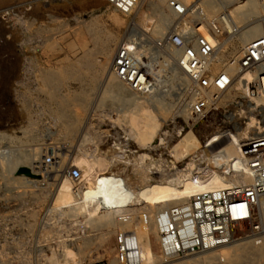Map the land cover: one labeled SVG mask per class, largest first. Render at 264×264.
I'll return each instance as SVG.
<instances>
[{"label":"rangeland","instance_id":"1","mask_svg":"<svg viewBox=\"0 0 264 264\" xmlns=\"http://www.w3.org/2000/svg\"><path fill=\"white\" fill-rule=\"evenodd\" d=\"M141 1L142 9L151 16L145 27L146 29L142 27L144 29L142 33L131 30L132 19H134V13L138 6L131 14L125 15L105 0H0V131L3 133L0 135V155L1 157L3 155L0 159L15 154L16 161L13 162L16 163V167L10 177L19 179L24 174L27 182L25 187H23L25 191L21 187L19 188L21 192L23 191L22 196L14 197L11 188L4 189L3 187V179L1 177L4 174L0 165V214H5V216L0 217V264H13L10 257L22 255L9 251V249H4V244L6 246L10 245L12 236H22L24 238V244H20V246L17 244V246L28 257V260H26V257L23 258L26 263L16 260L14 264H50V259L54 255L57 256L58 264H74L73 260L75 262L82 260L84 264H111L114 258L117 259L116 237L119 232H122L120 227H117L116 232L111 235L110 242L104 246L98 237L107 233L108 230L106 228L97 229L79 226L75 219L83 220L81 212L76 214L77 217H73L72 215L68 216V212H54L51 206L54 184L58 183L62 177L61 175L68 176L67 169L74 166L72 160L79 152V149L85 147V149L90 151L94 150L96 145H99L101 151H106L111 145L110 138L112 137L107 136V133L103 131L110 129L109 133L114 134L115 131L123 129L120 123L115 124L113 127V122H110L112 119L109 118V115L117 118L120 110L127 105L118 98L114 99L113 95L108 94L106 96L105 94V98L108 97L106 98L108 101L102 96L105 91L103 90L105 86L103 74L105 75V72L82 70L67 74L63 71L65 64L77 60L83 55L82 38H80L79 33L80 31L82 32V29L88 23L98 25V28L103 33L113 34L118 37V43L114 47V54L120 43H122L121 41L125 40L129 34L139 40L145 39L144 43L145 45L147 44V53H144L145 55L147 54L145 63L147 64L149 61L155 67L153 78L156 96L163 108L167 107L168 111L170 109L173 110H170L171 114L169 113L166 117L167 120L165 118L163 120V117H160L166 134L162 137L165 140L160 141L161 139H157L154 143V145H158V148H153L150 151L148 149L144 150L134 140H132L129 147H124V142H122V144L117 146V150L124 154L122 155L123 158L110 169L105 170L104 174L98 176L92 189L85 187V191L101 199L103 205L109 210H112V208L113 210L121 209L127 204L134 206L143 221L144 215H146L147 220L149 219L148 212L151 210L149 204H158L167 195V193L158 195L154 191L151 195L142 197L135 195L136 197H133L123 191L124 187H131L133 191L137 190L136 193L140 192L139 194H141L145 186L146 190L149 188L156 189L155 187L160 178L156 168L148 167L146 169L147 181L143 183L139 177L140 174L136 173L138 169L134 168L133 164L137 161L140 153L147 151L152 158L148 157L145 162L151 163L153 160L158 162L161 159L158 163H162V169L167 168V162L172 160L169 152L171 149L169 148L170 143L174 142L180 131L181 133L184 131L185 127L189 125L188 123H191L190 118L185 120L177 112L181 102L185 99V95H183L184 87L181 86V80L174 74V64L163 51L157 49L158 47L156 48V46L154 47L155 42L162 40L170 30V27L175 24V18L167 32L165 30L162 35H154L151 30L156 24L157 17L156 15L154 16V12H152L149 5L152 0H139V4ZM222 10L223 6L220 12ZM115 14L121 18L119 24L115 23L111 18ZM262 16H264V12L259 16H255L254 20ZM84 37L89 47L93 48L94 42L90 38L91 35L85 32ZM43 72H54L61 77L55 84L57 88L59 87L58 89L56 88L57 95L69 99L66 118H60L57 112L56 100L52 101L49 98V92L54 90H50L45 86L46 83L42 78ZM92 73H98L97 75L100 76L97 77V82H92L86 77ZM238 96H240L239 98L244 97L241 93ZM161 98L162 100H160ZM113 99L114 103H112ZM164 101L166 103L170 102V104H166ZM85 102L87 104H83ZM172 104L176 107L170 106ZM228 107L232 112L238 114L237 121L239 125L244 124L252 109V106H249L247 101L242 106L230 104L225 109L220 108L210 112L207 118H203L196 127L195 125L193 126V131L195 130L194 132H196L195 134L200 141L213 132L219 133L226 129L228 124H226L227 119L224 114H226ZM251 115H254L259 121L264 119V112L261 108H256L253 113L251 112ZM78 117L80 118L79 122L75 120ZM67 121H69V125H67ZM73 121L78 122V127L74 134L70 136L67 133L70 128L74 127L75 122ZM102 121H106V123ZM100 126L101 128H99ZM93 130H95V133L93 132L92 134L91 131ZM101 132L105 133V137L102 136ZM99 133H101V137ZM86 136L88 137L84 140ZM117 137L120 141L125 139L124 134H119ZM122 146L123 149H121ZM5 149L6 151L4 152ZM7 153H9L6 155L7 157H4V154ZM30 153L36 155L33 156ZM27 154L31 159L29 157L26 158ZM181 161L183 162V160H179L177 164L180 165ZM4 164L5 162L3 161ZM36 164L42 165L40 167L42 175L36 172L38 170L35 169ZM24 167L30 168L35 176L21 172L20 169ZM110 170L116 175V180L111 179L112 173ZM43 172L47 173L45 179H43V175H45ZM14 213L18 215L17 220L11 219L16 216H14ZM133 220L131 222L132 225L135 222ZM133 228L134 226L127 229L134 230ZM127 229L125 230L127 231ZM240 236L235 239L237 243L249 240L248 243L252 244V240H255V237L256 241H262L264 228L257 234L246 229L242 231ZM151 240L154 251L162 254L160 242L157 241V236L153 233L151 234ZM235 241L234 243H236ZM230 245L232 244L226 247L228 252L233 249ZM64 247L75 252V259L73 256L71 261L69 258L71 255L65 253ZM202 253L196 252L192 255L189 253L178 257H165V259L151 261L148 264H180V261ZM64 260L65 263H63ZM67 260H70L69 263ZM227 260L228 255H222L215 264H228ZM261 261L256 258V263ZM116 264L120 263L117 261ZM244 264H252V259Z\"/></svg>","mask_w":264,"mask_h":264},{"label":"bare ground","instance_id":"2","mask_svg":"<svg viewBox=\"0 0 264 264\" xmlns=\"http://www.w3.org/2000/svg\"><path fill=\"white\" fill-rule=\"evenodd\" d=\"M184 1L187 4L192 2V0H184ZM199 2L201 3L203 10L205 12V17L207 18L213 17L217 15L218 13H220V10L222 9V6H223V10L231 9L239 26H241L245 22L252 20V24L249 27L237 30L238 44L240 48L237 49L235 52L231 53L230 55L232 56H237L240 52L241 47L244 46L246 43H248L250 40L254 39L257 36L264 34V16H262L259 19L257 18V20H254L255 16L257 15L259 16L261 13L264 12V3L261 2L260 0H200ZM141 4H142V1L138 5L137 10L134 13V17H133L134 19H132L133 25L131 26L132 27L131 30L132 31L136 30L137 32L142 33L144 32V29L142 27L145 28L147 26V22L151 19L150 18L151 16L148 15L146 11L142 9ZM149 5H150V8L152 9V12H154V16L156 15L157 17L156 24L153 26L151 31L154 35H162L164 31L166 30L167 32V29L171 26L172 21H174L173 19L175 18V15L168 8L167 0H152L150 1ZM196 16H199V14H197ZM111 18L117 24L121 22V18L117 14L112 15ZM172 26L170 27V29L172 28ZM85 32L91 35L90 38L94 42V46H92L93 48L89 47L85 37L83 38V36H85ZM79 35H80V38H82L81 39L82 49L84 51L83 55L81 54L82 56L78 58L77 60H74V61H71L65 64L63 67V71L67 74H70L72 72H79L82 70H85L88 72H94L95 70L105 72V75L103 74L104 82H105V84L103 83L105 85L104 86L105 89L103 88V90L105 91H104V95L102 96H104L105 98V94L106 96L108 94L113 95L114 99L118 98L120 101L124 102L127 106L125 108L122 107L124 109L120 110V113L117 114V118H113L112 116L109 115V118L114 120V121L110 120L111 123L113 122L112 126L114 127L115 124L120 123L121 128L123 127V129H121L122 131L120 130L121 132L119 130L115 131L114 134L109 133L110 129L103 131L107 133V136L113 138V139L110 138L111 145L106 151L104 150L101 151V149L99 148V145H96V148L90 151L85 149V147L83 148L81 147L79 149V152L74 156L72 162L74 166H78L81 168L82 179L80 182H74L69 176L61 175L62 177L59 179L58 183L54 184V192H53V198H52V204H51L52 211L57 212V213L58 212L60 213L68 212L69 213L68 216L72 215L73 217L74 216L77 217L76 214L81 212L83 220L75 219V221L77 222V225L84 226V227L88 226L90 228H97V229L98 228L102 229L103 227L106 228L108 230L107 233L102 234L100 235V237H98L102 241L101 243L104 246H106L110 242L112 238L111 235L114 232H116L117 227H120L121 231H124L125 229L127 228L130 229V227L134 226L133 231L136 233L139 243H140V251L142 255L141 264H148L151 261L165 259V257L166 258L178 257V256L167 257L163 255L164 254L163 252L162 254H160L154 251L153 249L152 240H151L152 233L157 236V241L160 242L157 214L165 208L191 200L194 194L201 192V191L215 190V189H221V188H230L234 186L235 184L247 185L252 181V176L249 174H240L239 176L234 175L230 177L225 176L218 169L209 167L208 164L213 163L211 157H208V159L205 160L203 164L202 162L196 159V155L197 153H199V150L202 147L206 146V144L210 145L214 143L216 140H218L221 137V134L213 132L209 136H207L208 138L204 137L202 141H200L198 137L196 136L195 134L196 132H194L195 130L193 131V126L195 125L196 127V125L199 124L202 119L200 118V116L198 117L193 116L191 112V106L195 98V95L192 92L191 80L188 74L177 64L176 58H177V55L179 54V51L172 46H168L166 47V49H160V50L163 51L172 60L174 64V67H173L174 74L178 76V78L182 82L181 86L184 87L183 95H185V99L184 101L181 102V105L179 106V109L177 112L180 114L181 117L183 116V119L185 120L190 118L192 124L188 123L189 125L185 127L184 131L182 133L180 131V134L175 137L174 142L170 143L171 145L169 148L171 149L169 150V152H170V156L172 157V160L167 162L168 163L167 168L162 169V166H163L162 163H158L161 159L158 162H155L154 160L151 161V163L145 162L148 157H151L150 153H148L147 151L140 153L138 155L137 161L133 164V167L138 169V172L136 173L140 174L139 177L143 183L147 181L146 174H145L146 169L148 167L156 168L157 174L158 173L160 174L159 175L160 178L158 179L159 182L157 186L155 187L156 189L149 188L146 190L145 189L146 186H145L143 187L144 190H142L143 193L141 194H139L140 192L136 193L137 190L133 191L131 187H124V190H123L124 193H127V194L129 193V195L133 197L135 195H140L137 197H142L144 195H151L153 194L154 191H156L158 195H164L165 193H167V195L164 197V199L160 200L158 204H152V203L149 204L151 210H149L150 212H148L149 219L146 223L145 221L142 220V217L139 216L140 215L139 212H136V209L134 206H130L127 204V205H124L125 206L124 208L117 209V210L116 209L113 210L112 208V210L111 209L109 210L103 205L101 199L88 194L85 191V187L92 189L96 183L97 177L104 174L103 172L105 170L110 169L112 166H114L118 161H120L123 158L122 155L124 154H121L117 150V146L122 144V142H124V147H129L132 143V140H134V142L136 141L139 144V146L144 150L148 149L150 151L153 148L155 149L158 148V145H154V143L156 142L157 139H161L160 141L165 140V138H162V137L163 135L166 134V131L164 130V127H162V122L160 120L162 117H163L162 118L163 120L165 119L167 120L166 117L169 115V113L171 114L170 110H173V109L169 108L170 110L168 111L166 109L167 107L163 108L160 105L161 103L156 96V90H155L156 88L154 89L153 87V89H151L148 92L134 91L130 89L125 83L120 81L119 78L113 73L112 63H113V58H114L113 56L114 47L118 43L117 36L113 34L103 33L98 28V25L96 26V24H93V23L86 24L84 28L82 29V32L80 31ZM132 39H135L139 43L136 49V53L138 55L144 54L147 50V44L145 45L144 43L145 39L139 40L138 38H135L133 35L129 34V36L126 37V39L121 42L129 43L128 41ZM122 43H120V45ZM228 57L230 56L228 55L219 56L218 61L213 65V71L215 70L214 72H218L221 70H227L233 76H235L237 72V67L226 63V60L228 59ZM144 62H146V60H144ZM146 66L149 72L151 73V75L152 76L155 75L154 74L155 67H153V64H151V62L148 61ZM97 74L92 73V74L87 75L86 77H88L90 81L92 82H97V77L99 76ZM244 77L250 80L251 78H253V74L245 73ZM42 78L46 83L45 86L50 90L51 89L54 90V91L49 92V98L52 101L56 100L57 106H58L57 112L59 113L60 118H66L68 114V108H69V99L62 98L57 95V89L59 87L57 88V85L55 84V82L60 80L61 77L58 76L54 72H46L43 74ZM236 78L237 77H235L234 80H236ZM99 79H103V78H99ZM234 85H238L242 89V93L245 95H248L249 89H248V85L245 82L242 81L240 83H237L234 81ZM154 86H155V83H154ZM55 89H56V92H55ZM209 93L215 105L226 102L229 97V94H231V93H228V94H218L217 95V91L215 89H212ZM58 94L60 95V93ZM256 97H251V99L249 100V106H252V109L250 110L247 116L246 122L242 126L237 127L236 129L237 131L235 133H232V143L222 147L220 150H218L214 154L219 160L220 159L223 160L225 156H237L238 158H242V152L240 151V145L243 144V141L252 135H259L261 133H264V119L262 121H259L255 118L254 115H251V112L253 113V110L256 108H261L264 112V106H263L264 105V94L258 95ZM109 99L111 100V98ZM114 99L112 100L113 101L112 103H114ZM101 100L103 99L101 98ZM160 100H162V98ZM164 102L166 103V101ZM168 103L170 104V102ZM259 103L263 105H260ZM83 104H87V102ZM173 104L170 106H174L175 108L176 106ZM115 105H116V102H115ZM79 119L80 118L78 117L75 120L78 121ZM72 120H69V121H72ZM69 121H67V125H69ZM78 122H75L74 127L70 128V130L67 133L68 135L72 136L74 134L75 130L78 127L77 126ZM102 122L106 123V121H102ZM99 128H101V126ZM91 132L93 134V132L95 133V130ZM101 133H99V136L101 135ZM105 133H102L103 134L102 136H104ZM2 134L3 133L0 131V135ZM119 134H124L125 139L120 141V139L117 137ZM87 137L88 136H86L84 140H86ZM121 149H123V146L121 147ZM9 150L11 151L10 148ZM2 151H1V154H2ZM5 151L6 149L4 150V152ZM8 154L9 153L4 154V157H7L6 155ZM27 155H26V158L29 157V155L28 156ZM30 155L35 156L36 154L34 155L33 153H30ZM15 157H16L15 154H12V155H8L7 158L0 159V165L2 166L1 169L3 170V174H4L1 178L3 179L2 184L4 185L3 186L4 189L11 188L14 197H19V196L21 197L23 191L21 192L19 188L21 187L23 189V187H25L27 182H26L24 174L21 175V178L16 177L19 179H14V177L12 178L10 177V174L15 170V167H16V163L13 162V161H16ZM26 158L24 157V159ZM179 160H183V162L181 161L182 163L180 165L177 164ZM3 161L5 162L4 165H3ZM165 161L167 160L165 159ZM36 165H35V169H38V170L37 171L35 170V171L39 175H42V169L40 170V167L42 165L40 164L37 166ZM30 172L33 176H35V174H33L31 170ZM110 172L112 173L111 179L116 180L117 179L115 177L116 175L113 173L112 170H110ZM44 174L45 175H43V179H45L47 173H44ZM138 181H139V178H138ZM23 190L25 191V188ZM260 211H261V219L264 224V199L260 202ZM2 216H5V214H0V217ZM14 216L15 217H12L11 219L17 220L16 218L18 217V215L14 213ZM123 217H129V220L122 222ZM132 219H134L133 221H135L133 222L134 223L133 225L131 223ZM257 233L258 232H254V234H257ZM11 239L12 240L10 242V245L6 246L4 244L3 246L4 249H9V251L17 252L20 255L21 254L22 255L21 256L13 255L12 257H10L11 258L10 260L13 262V264L15 263L16 260H21L23 263H26V260H28V257L25 255L24 251L19 250V247H18L20 246V244H24V238H22V236L20 237L12 236ZM234 241L232 242L234 243ZM87 242L89 243V241ZM232 242L225 244V245H221L213 249L205 250V252L201 251L203 253L201 255L198 254V256L196 255L192 257L191 255L193 253H190L191 258H188L183 261L179 260L181 262L180 264H215L217 261L220 260L222 255L224 256L228 255V260H227L228 264H244L246 261L251 260V259H252V264H264V237L262 241L261 240L256 241V237H255V240H252V244L248 243L249 240L246 242L244 241L243 243H239V242L237 243L235 241L237 244L236 243L233 244ZM17 244L19 245L17 246ZM229 244H232L230 246L233 248L231 249L230 252L226 250V247H228ZM66 248L67 247H64L65 249L64 251L67 255H71V257L69 258L72 261V257L74 256L75 252H73L72 250L68 248L66 249ZM25 257L27 258L26 260L23 259ZM62 258L64 257L62 256ZM73 258L75 259V256ZM256 258H259L262 261L259 263H256ZM65 260L63 261V263H65ZM50 261H51L50 264L59 263L56 255L52 256ZM117 261H118V258L117 259L114 258L111 261V264H116ZM73 262L74 264H84L82 260H78L76 262L75 260H73Z\"/></svg>","mask_w":264,"mask_h":264},{"label":"built area","instance_id":"3","mask_svg":"<svg viewBox=\"0 0 264 264\" xmlns=\"http://www.w3.org/2000/svg\"><path fill=\"white\" fill-rule=\"evenodd\" d=\"M105 1L125 15L132 13L139 4V0ZM199 1L192 0L187 4L184 0H167L168 8L175 15V24L162 40L155 42L154 47L166 49L172 46L179 51L177 64L188 74L195 95L191 112L203 119L210 112L225 109L230 104L242 106L244 102L249 103L251 97L264 94V34L242 46L237 56L230 55L240 48L237 30L249 27L252 20L239 26L231 9L207 18ZM260 1L264 3V0ZM128 42H123L115 51L112 71L130 89L148 92L154 87V78L144 62L147 56L136 53L139 43L135 39ZM223 55L230 56L227 64L237 67L235 76L227 70L213 71V65ZM245 73L253 74V78L248 80L244 77ZM235 77L238 79L234 80ZM234 81L245 82L248 95L243 94ZM212 89L217 91V95H233L229 94L226 102L215 105L209 93ZM240 93L244 95L243 98H239ZM224 116L228 125L219 132L221 137L210 145L205 143L196 159L203 164L211 157L213 163L208 164L209 167L229 177L249 174L252 181L247 185L235 184L230 188L201 191L187 202L161 210L157 214L159 240L161 250L167 257L228 244L241 237L240 234L246 229L252 232L263 230L260 202L264 199V133L252 135L243 141L240 145L242 158L225 156L219 160L214 154L231 144L232 133L242 126L237 121L238 114L229 107ZM67 174L74 182L82 179L81 169L76 166L69 167ZM127 220L129 217L122 218V222ZM144 221H148L146 215ZM116 243L120 264L142 263L140 243L133 230L119 232Z\"/></svg>","mask_w":264,"mask_h":264},{"label":"water","instance_id":"4","mask_svg":"<svg viewBox=\"0 0 264 264\" xmlns=\"http://www.w3.org/2000/svg\"><path fill=\"white\" fill-rule=\"evenodd\" d=\"M20 171L27 174V175H32L30 172V169L27 167L21 168Z\"/></svg>","mask_w":264,"mask_h":264}]
</instances>
